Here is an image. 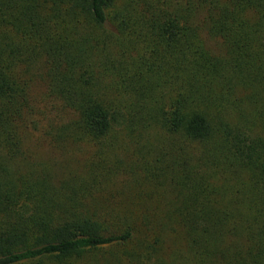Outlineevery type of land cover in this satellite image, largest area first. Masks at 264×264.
Listing matches in <instances>:
<instances>
[{
    "label": "trees",
    "instance_id": "1",
    "mask_svg": "<svg viewBox=\"0 0 264 264\" xmlns=\"http://www.w3.org/2000/svg\"><path fill=\"white\" fill-rule=\"evenodd\" d=\"M38 64L86 175L25 150ZM116 130L141 144L118 189ZM0 264H264V0H0Z\"/></svg>",
    "mask_w": 264,
    "mask_h": 264
},
{
    "label": "rangeland",
    "instance_id": "2",
    "mask_svg": "<svg viewBox=\"0 0 264 264\" xmlns=\"http://www.w3.org/2000/svg\"><path fill=\"white\" fill-rule=\"evenodd\" d=\"M202 15H197L196 32L215 54H221L226 51L225 45L216 37H212L208 30L205 28L204 23L200 18ZM41 64H38L34 71V81L32 86V100L35 106V122L29 130L25 138V150L32 157L33 161L42 164V166L50 170L53 174L58 176H67V174H80L86 175L91 168V160L93 159V150L84 145H67L66 148H58L53 146L52 140L48 131L52 130L55 124H61L68 120L69 113L62 109L59 102L54 99H49L46 96V83L43 79V70ZM150 102V100L145 101ZM117 137V144L115 149L111 150L108 154V169H112L116 174L113 177V188L118 189L122 181L128 176L133 175L136 179L141 175L140 168H137L136 160L141 158L139 152L141 144L137 140L134 142L128 133H123L116 130L113 133ZM156 145L157 142L150 139ZM69 176V175H68ZM138 188H135V190ZM133 202L138 203L135 206L137 212L148 211L152 209L154 214L162 213L166 207L168 199L160 196L159 200L156 197L137 198L135 195ZM151 211V210H149ZM183 231L177 230L176 235H170L168 239V246L174 248L182 245ZM167 252L172 249L167 248Z\"/></svg>",
    "mask_w": 264,
    "mask_h": 264
}]
</instances>
